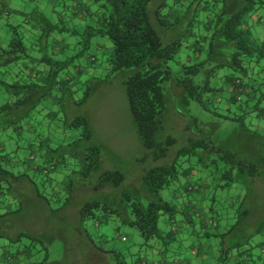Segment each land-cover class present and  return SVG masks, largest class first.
<instances>
[{"label":"trees","instance_id":"1","mask_svg":"<svg viewBox=\"0 0 264 264\" xmlns=\"http://www.w3.org/2000/svg\"><path fill=\"white\" fill-rule=\"evenodd\" d=\"M78 1L46 8L54 20L0 11V264H264V224L231 242L192 204L215 202L214 179L244 191L226 203L237 217L261 212L250 194L264 180V0ZM106 70L128 73L144 200L121 189L122 171H101L89 119L67 115ZM110 220L136 228L148 254L96 238Z\"/></svg>","mask_w":264,"mask_h":264},{"label":"rangeland","instance_id":"2","mask_svg":"<svg viewBox=\"0 0 264 264\" xmlns=\"http://www.w3.org/2000/svg\"><path fill=\"white\" fill-rule=\"evenodd\" d=\"M36 6L38 8L40 7V9L42 8L49 18L54 20V15L49 11V9H46L48 7L44 0H40ZM96 51L97 50L93 51V53L96 54ZM105 75L106 78L110 79L109 82L97 84L89 99L83 105L68 106L67 115L70 117L83 115L89 119L91 127L95 133L96 140L103 148L101 171L114 169L122 171V173L125 174L126 179L124 180L121 189L133 192L134 194L137 193L142 195L144 197L139 198L144 200L146 199L147 192L141 182V175L149 162L142 163L137 161L144 155L145 150L142 148L138 139L125 95L123 82L127 78L128 73L126 71H120L115 74H111L106 70L101 77L104 78ZM77 96L79 97L80 94L77 93ZM174 102L176 103V101H173L169 104L170 102L166 97L165 116L167 114V109L174 106ZM170 121L173 122L174 119H171ZM176 123L179 126L181 125L179 121H176ZM214 127L217 129L218 133H222L226 129L224 124H219ZM236 131H239L240 134L239 128L237 129L236 127L235 133ZM176 133L177 136L181 135V131H176ZM226 139H228V142L224 144V147L233 150L238 148L234 142V135H231V138L227 137ZM246 159H248L247 156ZM212 181L214 182V188L212 192H208L207 196H213L215 202L212 203L207 200L206 206L213 209L211 214V216H213L212 218L220 220V224L222 225L221 227H223L221 230L231 231V242L236 239L240 241L244 240L245 237H242V235L248 232L244 228L245 223H248L249 225L254 224L257 229H261L264 226V180L261 181V185L257 184L255 186L256 189H253L250 194L251 205L259 206L261 212H258L257 208H252L248 215H240V217H237L239 211L237 212L236 208L231 209L226 203L229 202L231 198H243L244 191L240 190L241 187L238 185L237 188L235 186H230L229 188H215L216 180L213 179ZM249 199L250 198H248V200ZM206 215L209 216L210 214L207 212ZM101 235L103 238H106L105 241H107L109 245L120 249H129L131 253L138 254L140 257L148 254L151 249V243L145 244L144 239L139 235L136 228L122 225L118 220H110L107 224L100 225L96 238H100L99 236ZM122 237L125 238V241L121 240ZM258 238L259 237H257L254 242H259ZM209 244L214 245L218 244V242L213 240L209 241ZM69 245L70 244H67L66 247ZM73 245L74 244H72V250L74 251ZM175 245L182 247V245H185V242L179 241ZM68 252L72 253L71 250H68ZM67 263H71V259L68 258Z\"/></svg>","mask_w":264,"mask_h":264},{"label":"crops","instance_id":"3","mask_svg":"<svg viewBox=\"0 0 264 264\" xmlns=\"http://www.w3.org/2000/svg\"><path fill=\"white\" fill-rule=\"evenodd\" d=\"M39 1V0H36ZM36 1H32V0H0V11L5 8L8 7L9 9H11L13 12L19 11V10H23L25 12L31 11L36 7ZM47 3V7L50 9L51 8L57 6L59 4V2H61V0H44ZM76 5L79 2L78 0H75ZM75 4H73L74 6ZM85 6V5H82ZM54 12V11H53ZM52 12V13H53ZM78 19H82L81 15L78 16ZM89 19V18H88ZM85 23V21H84ZM89 23V21L87 22ZM206 194H194L192 197V204L195 206V208L198 210L199 213H201L202 215L206 216V213L209 210V206H206Z\"/></svg>","mask_w":264,"mask_h":264}]
</instances>
